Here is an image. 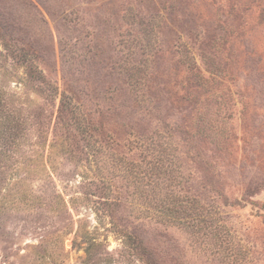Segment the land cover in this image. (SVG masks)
<instances>
[{
  "label": "rangeland",
  "instance_id": "1",
  "mask_svg": "<svg viewBox=\"0 0 264 264\" xmlns=\"http://www.w3.org/2000/svg\"><path fill=\"white\" fill-rule=\"evenodd\" d=\"M0 264H264V0H0Z\"/></svg>",
  "mask_w": 264,
  "mask_h": 264
}]
</instances>
